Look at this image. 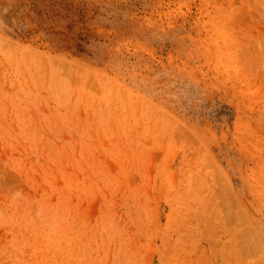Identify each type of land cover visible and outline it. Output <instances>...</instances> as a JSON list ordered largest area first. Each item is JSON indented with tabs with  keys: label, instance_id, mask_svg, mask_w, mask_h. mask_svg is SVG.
<instances>
[{
	"label": "rangeland",
	"instance_id": "1",
	"mask_svg": "<svg viewBox=\"0 0 264 264\" xmlns=\"http://www.w3.org/2000/svg\"><path fill=\"white\" fill-rule=\"evenodd\" d=\"M0 264H264V0H0Z\"/></svg>",
	"mask_w": 264,
	"mask_h": 264
}]
</instances>
